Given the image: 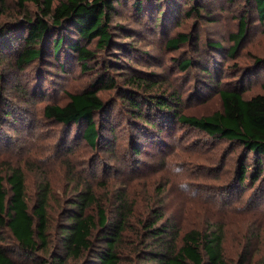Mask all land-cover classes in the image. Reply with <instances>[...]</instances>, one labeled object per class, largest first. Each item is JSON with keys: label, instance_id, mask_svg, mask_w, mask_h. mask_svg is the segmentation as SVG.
<instances>
[{"label": "rangeland", "instance_id": "1", "mask_svg": "<svg viewBox=\"0 0 264 264\" xmlns=\"http://www.w3.org/2000/svg\"><path fill=\"white\" fill-rule=\"evenodd\" d=\"M161 4V10L152 7L145 13L138 12L132 0L116 6L110 30L118 45L112 44L110 51L97 50L87 71L76 62L61 68L63 59L53 55L22 68L15 64V56L0 54V171L6 175L15 167L23 170L30 207L45 181L52 185L55 199L66 197L72 186L69 168L85 180L92 175L103 181L111 178L108 184L113 189L131 181L136 195L152 211L163 209L165 217L225 224L226 256L237 264L246 246L254 252L264 244V174L238 186L233 177L241 157L239 146L170 121L153 102L163 96L175 101L174 107L183 113L203 116L222 108L219 89L226 84L244 87L246 96L264 94V65L256 66L264 58V18L253 0ZM197 4L203 8L200 14L190 9ZM21 16L15 0H7L0 25L19 22ZM242 17L248 21L247 32L231 54ZM179 32L189 34V40L169 48L167 38ZM95 43L88 46L94 48ZM72 54L62 56L72 59ZM186 59L191 65L182 67ZM208 67L212 76L204 73ZM101 74L114 85L98 92L107 104L106 119L101 112L95 116L102 135L111 142L109 148L104 143L89 146L78 127L44 116L46 105L65 104L68 93L81 91ZM128 93L140 97L138 109L143 114L131 109ZM8 111L12 114L6 116ZM134 138L143 140L135 157ZM111 192H105L107 197ZM11 240L8 231L2 232V243Z\"/></svg>", "mask_w": 264, "mask_h": 264}, {"label": "trees", "instance_id": "2", "mask_svg": "<svg viewBox=\"0 0 264 264\" xmlns=\"http://www.w3.org/2000/svg\"><path fill=\"white\" fill-rule=\"evenodd\" d=\"M6 1L0 0V14ZM125 1L15 0L22 19L0 25V54L15 56V64L22 68L38 58L53 55L59 61L63 59L61 68L66 69L68 62H76L82 71H87L97 50L110 51L112 44L118 45L113 43L110 22L116 6L124 5ZM132 1L138 12L145 13L152 7L161 10V3L171 0ZM253 1L259 17L264 18V0ZM197 5L190 9L200 14L203 8ZM162 18L161 15L159 21ZM247 22L243 17L240 19L231 54L244 38ZM189 37L179 32L167 38L166 44L178 48ZM93 40L96 46L91 48L88 43ZM69 52L73 58H63ZM260 64L264 65V58L256 61V66ZM190 65L191 60L186 59L181 66ZM212 72L210 67L204 71L208 76ZM113 86V81L101 74L81 91L68 93L65 104L46 105L44 116L78 127L77 133L89 146L104 143L109 148L111 142L102 135L103 127L98 128L95 116L101 112L106 119L107 104L98 92ZM128 96L131 109L143 114L138 109L142 104L140 97L133 93ZM219 96L222 108L203 116L183 113L174 107L175 101L163 96L153 103L167 113L170 121L176 119L212 138L239 146L241 157L233 181L238 186L248 180L256 182L264 174V94L246 96L244 87L226 84L219 89ZM10 114L8 111L6 116ZM142 141L133 139L134 157L141 153ZM67 171L72 186L66 197L55 199L52 185L45 181L38 187L33 207L27 199L23 170L15 167L6 175L0 171V239L4 231L12 239L10 243L0 241V264H232L226 256L225 224L184 223L165 217L163 209L152 211L145 199L136 195L131 181L113 189L108 184L111 178L103 181L92 175L85 180L75 169ZM105 192H111V197ZM249 251L246 246L237 264H264V244L254 252Z\"/></svg>", "mask_w": 264, "mask_h": 264}]
</instances>
